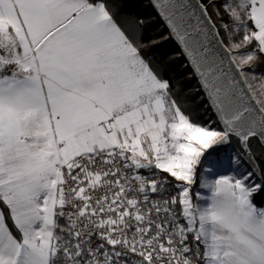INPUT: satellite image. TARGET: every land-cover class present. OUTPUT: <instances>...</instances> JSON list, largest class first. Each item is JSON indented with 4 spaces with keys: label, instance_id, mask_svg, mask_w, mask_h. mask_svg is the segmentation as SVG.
I'll list each match as a JSON object with an SVG mask.
<instances>
[{
    "label": "snow or ice",
    "instance_id": "1",
    "mask_svg": "<svg viewBox=\"0 0 264 264\" xmlns=\"http://www.w3.org/2000/svg\"><path fill=\"white\" fill-rule=\"evenodd\" d=\"M152 3L206 124L109 0H0V264H264V0Z\"/></svg>",
    "mask_w": 264,
    "mask_h": 264
},
{
    "label": "trees",
    "instance_id": "2",
    "mask_svg": "<svg viewBox=\"0 0 264 264\" xmlns=\"http://www.w3.org/2000/svg\"><path fill=\"white\" fill-rule=\"evenodd\" d=\"M207 2V0H202ZM114 15L126 30L134 29L147 45L143 49L145 57H151L153 64L159 65L163 75L170 81L173 95L181 107L191 113L194 121L208 123L215 117L200 99L199 85L189 67H186L178 47L168 36V31L145 0H109ZM262 70L264 71V64ZM258 204H264V194L254 197Z\"/></svg>",
    "mask_w": 264,
    "mask_h": 264
},
{
    "label": "water",
    "instance_id": "3",
    "mask_svg": "<svg viewBox=\"0 0 264 264\" xmlns=\"http://www.w3.org/2000/svg\"><path fill=\"white\" fill-rule=\"evenodd\" d=\"M146 2H147V4L150 6V8L153 10V12L155 13V15L158 17V19L161 21V23L164 25V27L166 28V30L168 31V29H167V27H166V25H165V23H164V21H163V19L159 16V14H158V12H157V10L155 9V7H154V5H153V3H152V0H145ZM172 40V39H171ZM172 42L178 47V45L172 40ZM178 49H179V51L181 52V50H180V48L178 47ZM183 56V55H182ZM183 58H184V56H183ZM184 60H185V58H184ZM186 61V60H185ZM190 68V67H189ZM191 69V68H190ZM192 71V70H191ZM195 77V76H194ZM195 79H196V77H195ZM196 81H197V79H196ZM198 83V82H197ZM213 115H214V113H213ZM215 117V116H214Z\"/></svg>",
    "mask_w": 264,
    "mask_h": 264
},
{
    "label": "rangeland",
    "instance_id": "4",
    "mask_svg": "<svg viewBox=\"0 0 264 264\" xmlns=\"http://www.w3.org/2000/svg\"><path fill=\"white\" fill-rule=\"evenodd\" d=\"M255 70H256V72H258V70H262V65H259V64H258V65L256 66V69H255ZM263 72H264V71H263ZM258 73H261V71L258 72ZM194 189L199 190V189L196 188V186H194ZM200 191H203V190H200Z\"/></svg>",
    "mask_w": 264,
    "mask_h": 264
},
{
    "label": "crops",
    "instance_id": "5",
    "mask_svg": "<svg viewBox=\"0 0 264 264\" xmlns=\"http://www.w3.org/2000/svg\"><path fill=\"white\" fill-rule=\"evenodd\" d=\"M196 188L198 189V185L196 186Z\"/></svg>",
    "mask_w": 264,
    "mask_h": 264
}]
</instances>
